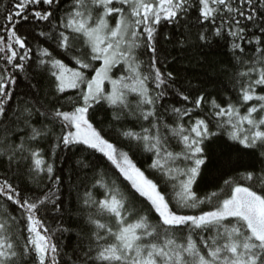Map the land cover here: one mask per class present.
<instances>
[{"label": "snow or ice", "instance_id": "snow-or-ice-1", "mask_svg": "<svg viewBox=\"0 0 264 264\" xmlns=\"http://www.w3.org/2000/svg\"><path fill=\"white\" fill-rule=\"evenodd\" d=\"M59 3L60 0H17L14 11L5 15L7 27L5 35H0V53L4 61V67L0 68V119L5 118L6 106L13 99L10 91L16 83L13 72L25 70L22 61H27L32 52L26 38L18 34L16 24L19 20L28 21L31 16L37 21L49 22L56 31L58 26L53 23L55 9L52 6ZM41 5L49 8L38 9ZM70 9L59 18V28L63 30L57 32L56 46L76 66L56 59L46 48L41 49L39 63L47 66L55 93L76 90V96L65 97L71 110L46 108L41 112L34 110V106L25 107L16 119L19 121L23 117L24 128L30 130L29 141L47 137L51 132L48 124L38 127L32 123L33 117L39 115L59 124L60 134L56 136L54 147L61 143L64 146L86 145L102 153L131 188L146 198L159 222L151 224L146 215L130 220L133 211L126 208L128 198L118 187H110L103 179L97 180L96 183L105 189L103 199L97 200L89 192L85 194L84 203L95 205L98 215L107 214L113 218L116 227L90 215L89 223L94 225V230L87 238V245L83 246L86 250L78 245L74 249L76 259H73L63 251L59 239H54L57 232L67 229L59 226L50 229L40 215L47 203H55L52 199L55 193L49 189L42 196L22 195L5 178L0 181V194L17 208L18 215H11L7 208L0 213V264H264V167L224 180L227 192L222 199L215 192L199 198L192 186L201 176L202 167L211 162L205 142L218 133L211 130L205 118H196L189 127L180 122L194 109L201 108L204 96L190 101L189 95L174 87L173 74L162 72L157 66V38L162 22L177 24L180 18L186 19L195 10L198 23L212 25L213 36L221 37L225 33L230 36L234 59L237 64L247 66L245 71H237L235 77L234 87L240 104L228 102L221 107L213 99L214 111L210 115L218 118L214 121L218 130L226 131L229 138L244 149L258 152L264 164V0H72ZM207 31H202L197 38L209 41ZM40 35L52 38L51 32L41 31ZM77 43L80 48L76 47ZM248 46L252 48L250 56L245 53ZM237 50L241 55H237ZM144 54L149 55L146 66L139 58ZM114 70L122 74L114 76ZM106 82L111 85L110 91H106ZM150 84L154 88L149 87ZM169 88L184 102L192 104V108L173 107L171 111L178 118L176 126L164 125L183 145L179 153L167 150V138H162L159 131L156 102ZM131 93L138 96L135 108L142 119L152 118V123L150 128L142 127L139 133L128 130L122 135L154 151L157 159L150 165L152 168L163 171L169 161L174 163L175 159L187 162L183 169H175L185 177L173 196L175 207L128 153L109 142L91 122L90 109L102 101L128 109L131 114L134 111L128 100ZM249 102L250 106L241 113L240 108ZM115 118L120 119V116ZM21 131L18 125L11 130L13 133ZM10 135L6 129L5 135L0 136V144L5 145L0 154L11 149L12 154L8 156L11 161L17 151H28L32 162L30 171L46 173L53 179L54 168L45 160L43 150L26 149L24 137L18 145L9 143ZM172 171L168 168L165 174L170 175ZM55 182L59 183V177ZM176 187L173 185V189ZM201 205L212 207L204 210ZM181 209L200 210L199 214H184ZM185 230L184 242H178L176 233ZM202 233L210 235L205 237Z\"/></svg>", "mask_w": 264, "mask_h": 264}, {"label": "trees", "instance_id": "trees-1", "mask_svg": "<svg viewBox=\"0 0 264 264\" xmlns=\"http://www.w3.org/2000/svg\"><path fill=\"white\" fill-rule=\"evenodd\" d=\"M17 0H0V35H5L4 28L7 27L5 15L14 11L13 5ZM72 0H60L59 5H53L55 9L53 23L57 24V30L49 26L47 21H37L30 16L28 21L19 20L16 24V30L19 35L26 38L28 47L32 49L30 58L25 63V70H15L13 75L16 83L10 89L13 93V99L6 106V116L0 119V136L5 135L7 129L10 135L9 143L19 144L21 137L25 138L26 149H41L47 163L52 164L54 171L51 174L53 179H49L46 173H35L30 171L32 162L28 151H17L12 160L8 156L12 154L11 149L0 154V181L8 179L22 195L42 196L49 189L55 193L52 199L55 203H47L40 214L45 221L46 226L55 229L57 226L67 229L63 233L57 232L54 239H59L60 245L68 256L76 259L74 249L78 245L81 250H86L88 236L94 230V225L89 223V216L109 223L115 229L116 223L113 218L105 215H98L95 205H86L84 200L86 193L91 192L97 199H103L105 189L97 184V180L103 179L108 185L116 186L128 198L126 208L133 211V216L129 219H135L138 216L146 215L151 224L159 222L158 215L151 209L150 203L146 198L139 196L130 183L125 180L119 170L107 158L95 150L89 149L86 145L54 147L57 143L56 136L60 134L58 123H53L43 117L36 115L32 123L40 127L43 124L51 126V132L44 138H37L29 141L27 137L30 130L24 128L23 117L18 121L17 116H21L25 107H33L41 112L46 108H61V110L70 111L71 107L65 103V97L76 96V90H68L64 94H57L53 88V78L46 70L47 66H41V49H48L52 56L61 59L69 66H76L75 62L69 56H66L62 49L56 46V35L59 28V18L66 11L71 10ZM48 9V5L38 6ZM51 10V9H50ZM207 29L206 35L210 37L209 41H200L198 35ZM51 32L52 38L48 39L40 35V32ZM159 36L157 38L158 63L162 72H171L176 78L174 87L179 89L185 95H189L190 101L196 96L203 95L204 101L201 108L194 109L189 116H185L182 122L185 127H189L190 122L196 118H205L210 122V128L218 135L206 141V152L211 157V162L207 167H202L201 176L197 178L192 186L196 195L203 199L206 195L213 192L219 194L222 199L227 192L224 180L237 178L238 174L247 170H259L264 167L258 158V152L244 149L237 141H233L224 130H218L214 121L218 118L211 116L214 111L211 101L214 99L221 107H225L228 102L240 104L236 84L237 71H245L246 65L237 64L233 57L231 49V37L226 33L224 36L215 37L212 35V25L207 22L197 21V12L193 10L188 17L180 18L177 24L162 22L159 26ZM70 32V30H69ZM187 37V39H185ZM182 42V43H181ZM239 42V41H238ZM77 48L81 45L77 43ZM18 51L19 46H16ZM252 52L251 46L245 48V53L249 56ZM73 54H77L73 52ZM237 55H241L237 50ZM148 63L149 55L144 54L139 57ZM248 58V57H245ZM46 59V58H45ZM99 66V62L97 65ZM4 67L3 54L0 53V68ZM9 71H12L9 65ZM146 70V67H145ZM120 72L114 70V76L120 75ZM149 87L154 85L150 84ZM159 91V90H155ZM258 91H261L258 89ZM155 94V93H153ZM128 100L130 107L134 111L130 114L128 109L121 106L110 105L102 101L94 109H90V119L97 130L101 131L109 142L124 152L145 175L157 183L159 189L169 199L170 205L175 207L176 200L173 196L179 191V182L185 177L179 175L175 169H183L187 162L181 159H175V162L169 161L163 171L150 167L157 159L154 151L145 149L142 142L122 135L124 131L132 130L137 133L141 128H150L152 118L145 121L140 116V112L135 108L138 96L129 94ZM184 102L176 91L169 88L165 90V95L156 102L158 123L160 125V135L167 138V150L173 153L182 151L183 145L178 138L174 137L169 128L175 127L178 118L172 113L175 108H192L191 102ZM244 105L240 108L241 113L250 106ZM43 105V107H41ZM146 108L148 106H145ZM15 112V116L13 115ZM119 115L120 119L115 117ZM224 119H227L226 117ZM17 125L23 129L21 132H11ZM5 145L0 144V149ZM163 155V153H161ZM168 168L173 171L166 175ZM59 177V183L55 178ZM172 177H176L173 179ZM243 183V181H241ZM95 185V186H94ZM173 185L177 187L173 189ZM215 202V201H214ZM212 205H201L200 208L210 210ZM7 208L9 213L17 216V208L7 201V198L0 194V213ZM200 209H181L184 214H199ZM187 230L177 232L178 242H184ZM205 237L210 233H202ZM195 239V236L193 237ZM95 253H93L94 255Z\"/></svg>", "mask_w": 264, "mask_h": 264}, {"label": "rangeland", "instance_id": "rangeland-1", "mask_svg": "<svg viewBox=\"0 0 264 264\" xmlns=\"http://www.w3.org/2000/svg\"><path fill=\"white\" fill-rule=\"evenodd\" d=\"M121 74H122V73H121ZM105 88H106V91H110V90H111V85H110V83L106 82V84H105ZM132 94H134V93H132Z\"/></svg>", "mask_w": 264, "mask_h": 264}]
</instances>
